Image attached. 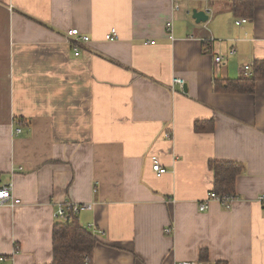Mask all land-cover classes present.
Returning a JSON list of instances; mask_svg holds the SVG:
<instances>
[{"label":"crops","instance_id":"1","mask_svg":"<svg viewBox=\"0 0 264 264\" xmlns=\"http://www.w3.org/2000/svg\"><path fill=\"white\" fill-rule=\"evenodd\" d=\"M234 1L0 0V188L20 202L0 203V264H51L66 203L87 205L93 264L199 263L201 251L204 264H264V79L252 94L213 86L264 62V0ZM73 29L90 39L79 56ZM212 161L244 170L236 201L200 212Z\"/></svg>","mask_w":264,"mask_h":264},{"label":"trees","instance_id":"2","mask_svg":"<svg viewBox=\"0 0 264 264\" xmlns=\"http://www.w3.org/2000/svg\"><path fill=\"white\" fill-rule=\"evenodd\" d=\"M246 6L244 0L234 1L232 10H242ZM250 7V5H248ZM250 12L249 9H245ZM249 16V13H248ZM244 74V71H243ZM264 79V62H257L249 76L242 75L237 80L214 81V90L233 94H252L254 84L257 80ZM212 121L205 123L196 122L195 131H205L212 129ZM206 126V129L200 126ZM209 169L213 175L214 194L234 195L236 178L242 174L244 167L241 164L231 162L209 163ZM68 218V220H66ZM97 244L94 234L83 228L77 216L67 214L64 220L56 221L52 229V262L51 264H93V251ZM200 261L204 264L207 261L206 251L199 253ZM226 264V263H215Z\"/></svg>","mask_w":264,"mask_h":264},{"label":"built area","instance_id":"3","mask_svg":"<svg viewBox=\"0 0 264 264\" xmlns=\"http://www.w3.org/2000/svg\"><path fill=\"white\" fill-rule=\"evenodd\" d=\"M176 10L178 9V5L175 6ZM208 15V11H205ZM186 13L189 14L190 12L186 10ZM247 19H239L235 22L236 26H240L242 24H246ZM171 29H172V24L169 22L167 24V31H168V36L171 38ZM106 41H116L118 40V35L114 29H111L109 34L106 36ZM66 40L70 45V49L72 50L74 56H79L80 55V48L81 46H85L90 42V39L87 36H84L78 32V30H70L66 33ZM212 41V40H211ZM154 45V41L146 42L145 45ZM231 54H234V51H231ZM223 58L221 56H216L214 58V62L216 64H220L222 62ZM252 64L245 65L243 67L244 74L246 76H249L252 72ZM174 84L182 85L183 81L181 79H174L172 81ZM21 133L20 128H17L15 130V134L19 135ZM152 171L155 174L157 178L161 177L166 173V169L160 165L159 161L156 158H152ZM209 201H217L219 202L222 206L230 205L234 201H236V196L235 195H221L218 196L214 194L213 192H210L207 194V200L203 203H201L198 206V209L200 212H203L207 209V203ZM258 201L264 205V194H261L258 198ZM0 203H8L11 206L19 204V200L15 199L12 196L11 193V186H4L0 188ZM87 209V205H76V204H63L59 206L55 213H54V219L56 221H61L64 220L65 217H67V214L77 216L80 212H83ZM89 229H91L89 227ZM170 230H167L166 233H169ZM4 258L0 257V263L4 262ZM177 264H198V263H177Z\"/></svg>","mask_w":264,"mask_h":264},{"label":"water","instance_id":"4","mask_svg":"<svg viewBox=\"0 0 264 264\" xmlns=\"http://www.w3.org/2000/svg\"><path fill=\"white\" fill-rule=\"evenodd\" d=\"M191 17L198 24L205 23L208 21V15L205 11L192 10ZM182 88H183V91L186 93V86L183 85ZM66 220H68V218H66Z\"/></svg>","mask_w":264,"mask_h":264}]
</instances>
